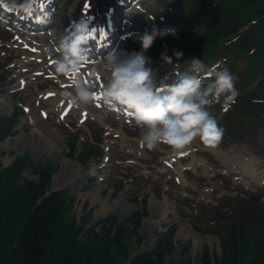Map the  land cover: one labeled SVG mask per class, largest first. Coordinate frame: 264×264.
Instances as JSON below:
<instances>
[{
    "label": "rangeland",
    "instance_id": "374dc122",
    "mask_svg": "<svg viewBox=\"0 0 264 264\" xmlns=\"http://www.w3.org/2000/svg\"><path fill=\"white\" fill-rule=\"evenodd\" d=\"M81 1L62 0L59 11L56 13V22L59 23L65 18L76 16L79 13V8L82 7ZM90 1L95 8L97 2L108 4L112 0ZM175 1L181 4L175 6L173 5ZM218 2L212 3L211 7L217 6ZM144 5L147 11L153 14V18L150 15H141L144 19L141 22H148L144 23L145 30L151 32L150 25L153 24L156 29L173 28L185 33L184 25L188 17L182 14V10L191 5L187 3V0H147ZM227 7L225 1L219 3L221 14H226ZM166 8H170L168 12L171 19L176 22L175 28L171 22L159 18V15L165 13ZM104 10L105 6L102 5L99 11L102 13ZM220 17L221 15L214 21V14L207 10L203 19L194 21L196 26L199 25L197 29L200 32V38H203L202 41H199L200 43L203 42L206 45V38H212L213 27L215 22L221 19ZM258 20L252 19L247 26L250 25L254 37L262 43L264 37L261 36V32L264 30V22ZM190 30L196 31L192 28ZM0 35L9 39L10 33L0 27ZM127 42L119 43L117 50L124 49L127 53L139 51L137 48L140 43ZM126 44L127 46H125ZM188 47H191V43L188 44ZM50 48L53 49L54 45L51 44ZM233 48L234 46L223 47L208 53L209 55H203V50L199 48L196 49V54L182 52L185 56H190L189 60L182 57L177 58L174 55L176 51L168 49L154 51L152 54L146 52L145 54L151 58V67L156 74L157 83L160 81L161 83L174 82L178 74L190 71V62L192 58L196 57L209 63L205 65L206 70L228 69L235 77L238 96L244 98L245 102L249 100V106L256 105L254 89L256 77L251 80L246 79V74L254 71L255 67L243 57L232 55ZM52 52L58 53L55 50ZM162 53L171 58V62H166L162 58ZM96 64L98 63L96 62ZM263 66L264 62L261 60L256 70L264 71ZM212 67L216 69H212ZM167 72H170L172 77L167 76ZM61 76L65 78L63 75ZM201 79L203 85L206 86L214 79V76L201 77ZM258 79H263L257 86L258 93L264 95V72L259 75ZM13 85L17 87V83ZM58 86L56 82L52 83L38 77L26 84L22 90L9 93L13 102L9 113L16 105L21 109L22 105H28L35 112L20 114L15 124L16 134L11 135L8 140L12 146L0 148V162L6 166L15 157L26 156L36 166L25 168L23 175L25 178L33 180H37L38 177L34 172L37 165L49 162L54 164L56 170L52 174L48 186V190L51 189L53 176L61 168V163L42 145L43 142L40 143L41 135L47 131L48 127H51L58 133L59 137H57L56 143L61 148V155L80 166V174L74 182L70 181L56 188L74 191L77 197V201L70 206L66 219L75 217L78 224L88 219L85 225L89 226L94 224L97 219L112 212L122 218L137 209L140 210L142 201L145 199L148 216L143 217L138 231L141 243L137 244L136 241H132L129 257L150 247L156 238L155 230L164 229L163 224L176 223L178 226L175 233V247L166 260L172 264H184L188 261L191 264H198L201 252L207 244L206 246L214 257L213 263L216 264L220 253L219 237L206 230L226 222L225 216H229V214L235 215V218L241 223L251 222L254 219L252 211L262 208L258 205L251 206L249 212L245 214V219L238 217L242 214L241 200L247 199V194H250V191L261 190L262 193L264 191V183H257L250 174L252 168L264 174V122H262L264 120L255 118L250 123L236 125L234 134L237 139L226 144L221 143L224 139H228L226 136H223L214 147L205 145L197 137L187 147L180 149L184 152H178L180 150L173 149L167 143H160L150 149L142 141L145 131L142 126L122 122L114 114L100 110L92 103L87 105L97 115L96 119L84 118L82 120L83 115L80 112L69 110L66 114H60L62 111L60 109L66 106L62 107V102L53 104V101L49 100V96L38 100V92L48 87H52L55 94H60L64 89L60 90ZM36 102L39 104L41 102L42 112L37 110ZM230 109L228 108L226 111L228 114L232 112ZM209 111L214 117V112ZM244 120L247 119L244 118ZM254 126L257 127L254 128ZM98 129L104 130L102 134L104 158L100 163L90 160L87 166H84L76 158H71L67 154L70 152L71 142L75 143L73 151L75 154L93 146V138H98ZM181 153H186V155ZM97 187H101V190L94 193ZM115 188H119L116 193L113 191ZM84 193L87 194L82 196ZM134 197L136 201L131 199ZM259 202H264V199L262 198ZM104 204L107 205V208H103ZM181 209L183 212H179ZM209 214H214L215 218L208 220ZM196 218L199 219L196 220ZM193 223L201 225L206 233L195 230ZM186 233L189 235L185 236ZM195 237H200V239L198 238L196 242ZM129 257L121 260L119 264H127L130 260Z\"/></svg>",
    "mask_w": 264,
    "mask_h": 264
},
{
    "label": "trees",
    "instance_id": "16d2710c",
    "mask_svg": "<svg viewBox=\"0 0 264 264\" xmlns=\"http://www.w3.org/2000/svg\"><path fill=\"white\" fill-rule=\"evenodd\" d=\"M261 3L264 7V0ZM10 124L0 117V138L9 132ZM26 165L25 159H16L7 167L0 162V264H119L128 257L144 211L133 212L122 222L109 214L96 222L99 230L95 225L84 228L86 220L78 224L75 217L66 219L75 201L72 193L44 195L52 165L35 170L37 182L23 179L21 171ZM174 230L170 227L159 233L152 249L138 253L127 264H172L166 256L173 249ZM216 232L220 234L219 264H264V223L248 229L232 223ZM199 264H213L206 246Z\"/></svg>",
    "mask_w": 264,
    "mask_h": 264
},
{
    "label": "clouds",
    "instance_id": "9594fccd",
    "mask_svg": "<svg viewBox=\"0 0 264 264\" xmlns=\"http://www.w3.org/2000/svg\"><path fill=\"white\" fill-rule=\"evenodd\" d=\"M9 2L13 8L25 14L35 11V0ZM70 27L71 30L53 49L59 53L54 60L55 72L65 77L78 74L90 55L87 47L91 32L88 21L81 18ZM168 34L175 35L176 30H145L139 37L140 51L127 53L113 49L102 58L100 68L108 74L103 89L104 103L109 108L123 106L130 110L136 124L145 129L142 141L150 149L167 143L173 149L180 150L197 137L205 145L214 147L223 138L224 129L209 109L222 98L225 111L236 102L239 92L235 87V77L226 68L209 71L208 75L214 76V79L204 86L198 74L204 71L205 64L194 57L190 62V71L178 74L170 84L157 83L151 58L145 53L158 36ZM174 55L179 58L183 53L176 51ZM162 58L171 62V58L163 53ZM72 87L74 91L65 90L62 93L72 105L95 102L96 93L90 84L77 79Z\"/></svg>",
    "mask_w": 264,
    "mask_h": 264
},
{
    "label": "bare ground",
    "instance_id": "6f19581e",
    "mask_svg": "<svg viewBox=\"0 0 264 264\" xmlns=\"http://www.w3.org/2000/svg\"><path fill=\"white\" fill-rule=\"evenodd\" d=\"M124 19H126L130 22L132 21L133 24H131V29L129 31H127V33H125V34L122 33V34H120L119 37L122 39H125L126 36L139 38L142 35V32H141L139 26L136 27L134 25L135 21L133 19H135V18H130L129 15L126 14V16H124ZM40 24H44V23H40ZM115 25H116V23L109 24L106 28H104V29L101 28L100 32L102 33L103 31H109L110 29L114 28ZM109 40H111V42H113L114 38L110 37ZM101 41L103 42L104 40H101ZM50 58L52 60H55V58L51 55H50ZM50 100L55 102V101H58L59 98H55L54 100H53V98H51ZM76 107L77 106H73V109H75ZM0 109H7V108L2 107L0 105ZM79 109L81 110V108H79ZM87 114L92 115V116L94 115L91 111H86L85 115H87ZM45 133L43 135H41L42 140H40V143L42 144V142H43L42 145H44V147L46 149H48L49 153L51 155H53L54 157H56V159L61 163V168L53 176L51 187L57 188V186L62 185V184H66L70 181H71V183L74 182L77 179V176L80 174V166L76 162H72V161H70V159L65 158L61 155V150H60L61 148L59 146H57V143H56L57 137H59V136H58V133L54 129H51L48 127L47 131ZM22 144H23V142H22ZM10 146L11 145L9 144L8 139L0 142V148H6V147H10ZM58 154H59V156H58ZM100 188L101 187L95 188L94 193H98V191L101 190ZM90 192L93 193V191H90ZM85 194H87V193L82 194V196H84ZM103 208H107V205L104 204ZM128 208H129V206H128ZM188 235H189L188 233L185 234V236H188ZM198 238L200 239V237H195L196 242H197Z\"/></svg>",
    "mask_w": 264,
    "mask_h": 264
},
{
    "label": "snow or ice",
    "instance_id": "6c2138e0",
    "mask_svg": "<svg viewBox=\"0 0 264 264\" xmlns=\"http://www.w3.org/2000/svg\"><path fill=\"white\" fill-rule=\"evenodd\" d=\"M49 95H52V94L50 93ZM181 154H185L186 155V153H181Z\"/></svg>",
    "mask_w": 264,
    "mask_h": 264
}]
</instances>
